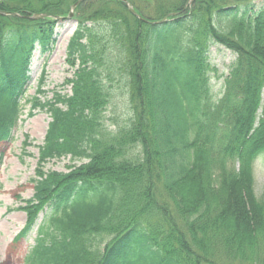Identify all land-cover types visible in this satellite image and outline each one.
<instances>
[{"label": "trees", "instance_id": "16d2710c", "mask_svg": "<svg viewBox=\"0 0 264 264\" xmlns=\"http://www.w3.org/2000/svg\"><path fill=\"white\" fill-rule=\"evenodd\" d=\"M77 1L0 0V143L20 117L33 51L50 53ZM126 1L144 20L122 0L79 1L69 93L41 101L42 71L28 99V116L49 121L12 242L49 212L23 264H264L253 173L264 155V0ZM33 15L43 16L23 17ZM214 45L234 54L219 92ZM111 84L126 117L109 127ZM65 157L80 163L44 169Z\"/></svg>", "mask_w": 264, "mask_h": 264}, {"label": "rangeland", "instance_id": "374dc122", "mask_svg": "<svg viewBox=\"0 0 264 264\" xmlns=\"http://www.w3.org/2000/svg\"><path fill=\"white\" fill-rule=\"evenodd\" d=\"M76 27L73 18L62 19L55 28V43L50 53L41 54L36 48L31 57L29 66L30 81L27 85L25 96L21 100V114L11 131V139L0 143V264H23V258L34 243L37 226L41 223L45 213L44 209L39 213L36 224L32 230L17 243L12 239L23 227L26 214L19 209L25 205L27 199L33 195L34 172L38 155V146L41 145L47 123L48 114L34 109L33 115L28 116L30 109L29 97L36 94L38 80L44 71L40 81L38 95L41 101L51 99L53 92L68 94L69 85L65 83L71 77L73 69L65 61V47L69 36ZM234 59V54L222 46L214 45L210 49V62L217 69L211 83L213 90L219 92L222 88L224 76ZM217 77V78H216ZM110 91L114 97L115 105H110L111 112H105L107 124L111 127L112 117L119 120L126 117L125 94L120 85L111 84ZM111 116V117H110ZM28 145L23 146V141ZM80 162L70 157L59 160H50L44 165L45 170L66 172L67 167L78 165ZM256 194L264 198V155L257 158L253 165ZM48 211V212H47Z\"/></svg>", "mask_w": 264, "mask_h": 264}, {"label": "water", "instance_id": "95a60500", "mask_svg": "<svg viewBox=\"0 0 264 264\" xmlns=\"http://www.w3.org/2000/svg\"><path fill=\"white\" fill-rule=\"evenodd\" d=\"M125 2V1H124ZM76 5V3L74 4V5H72V8L74 7ZM126 5H128L127 3H126ZM128 9H129V11L133 14V15H136L135 14V12L133 11V9L130 7V6H128ZM1 14H6V13H1ZM72 15V12L70 11L69 12V15H68V17H70ZM38 16H40V15H33V16H23V17H25V18H35V17H38Z\"/></svg>", "mask_w": 264, "mask_h": 264}]
</instances>
